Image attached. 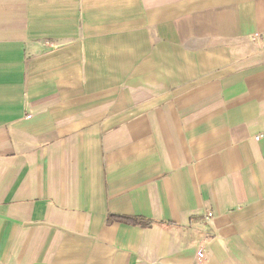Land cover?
Listing matches in <instances>:
<instances>
[{
	"label": "crops",
	"instance_id": "obj_1",
	"mask_svg": "<svg viewBox=\"0 0 264 264\" xmlns=\"http://www.w3.org/2000/svg\"><path fill=\"white\" fill-rule=\"evenodd\" d=\"M0 264H264V0H0Z\"/></svg>",
	"mask_w": 264,
	"mask_h": 264
},
{
	"label": "built area",
	"instance_id": "obj_2",
	"mask_svg": "<svg viewBox=\"0 0 264 264\" xmlns=\"http://www.w3.org/2000/svg\"><path fill=\"white\" fill-rule=\"evenodd\" d=\"M29 117V116H28ZM259 137H256V139H258ZM209 218L206 217V223L208 222ZM205 255H204V250L203 248H200L198 251H197V254H196V258L198 260H202L204 259Z\"/></svg>",
	"mask_w": 264,
	"mask_h": 264
}]
</instances>
